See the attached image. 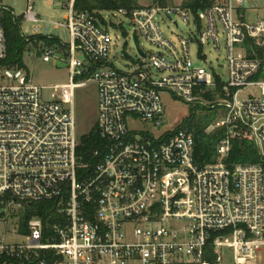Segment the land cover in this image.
<instances>
[{"label": "built area", "instance_id": "1", "mask_svg": "<svg viewBox=\"0 0 264 264\" xmlns=\"http://www.w3.org/2000/svg\"><path fill=\"white\" fill-rule=\"evenodd\" d=\"M7 1L0 0V264H264V128L254 126L264 117V81L257 78L262 62L248 44L264 47V20L245 22L246 11L260 10L250 6L260 0H220L197 11L190 0L175 8L156 3L92 13L76 10V0H20L27 4L22 23L32 27H21L29 43L42 37L36 2L67 10L66 24L54 26L70 35L68 46L57 40L67 49L71 83L54 101L44 100V89L23 69L2 66L8 57L3 16L18 19ZM174 15L184 23L193 19L202 59L206 45L220 49L222 28L226 74L195 67L190 41L181 40L182 55L166 41L161 26ZM122 17L129 24L111 21ZM114 28L133 31L142 55L132 71L108 62ZM140 39L168 54L145 53ZM42 47L44 63L63 64L58 46ZM85 75V83H74ZM88 83L97 87L102 146L83 162L74 92ZM253 89L260 96L239 98ZM163 94L191 109L224 112L208 130H225L215 163H195L188 127L161 130ZM136 123L146 127H130ZM241 138L254 142L260 162L230 167L225 160ZM43 202L55 203V220H26L27 207Z\"/></svg>", "mask_w": 264, "mask_h": 264}, {"label": "rangeland", "instance_id": "2", "mask_svg": "<svg viewBox=\"0 0 264 264\" xmlns=\"http://www.w3.org/2000/svg\"><path fill=\"white\" fill-rule=\"evenodd\" d=\"M166 4L170 8L181 7L187 0H165ZM139 6L153 5V0H137ZM6 5L12 9L16 14L17 20L20 22L23 31L31 32V25L22 23V16L27 9V4L24 1L9 0ZM250 6L258 7V12L246 11L245 22L251 25H256L259 21L264 20V0H260L258 4L252 3ZM34 11L39 17L41 22L37 24L40 29L42 37H53L64 43L65 46L70 44V35L66 28H55V24H66L64 18L67 14V10L62 9L60 3L55 5L47 2H36L34 4ZM111 21L118 26L120 23H128V20L124 17L119 19L111 18ZM175 23L178 25L176 26ZM164 38L167 42L177 50L181 55L183 54V48L181 46V40L190 41V57L193 65L199 68H205L211 72L214 76L216 72L221 68L224 73H227V51L226 41L222 33V28H219V50H215L212 45H206L203 48L202 53L206 56L205 59L198 57V44L194 40H199V35L196 30V24L193 19L184 23L176 15L173 16V23L165 21L161 26ZM113 43L115 44L111 48L109 56V64L116 69L128 72L132 71L137 65L141 63L139 61V53L135 41L133 39V31L122 30L114 28L110 32ZM193 39V41H191ZM43 43H31L28 44L24 52L23 61L24 72L29 76L33 83L43 90V98L45 101L58 100L61 96V87L71 83V71L69 67H58L57 61L52 60L50 63H44L42 60V47ZM140 47L147 54H168L167 51L160 49L152 44H149L144 39H140ZM58 55L62 59L63 64L69 63L68 53L66 48L58 46ZM77 58L86 65H90L83 53H77ZM19 68V67H15ZM88 80L85 75L83 77L77 76L74 80L75 84H82ZM220 80L225 81L224 77ZM261 80L264 81V67L262 70ZM4 83V82H3ZM2 83V84H3ZM6 84V83H4ZM250 96L258 97L260 93L257 89L244 90L240 92L239 98L246 99ZM165 107L166 121L163 129L174 128L193 116L196 121L204 119H215L214 122L224 119V112L222 110L203 111L201 108L191 109L186 104L180 102L173 96L167 94L162 95ZM74 110L76 116L77 136L78 140L83 135L88 134L95 128L98 119V94L97 87L94 83H88L75 90L74 92ZM255 128H264V117L258 118V121L254 123ZM134 129L143 131L145 127L141 124H133L130 126ZM152 128V127H149ZM153 130V129H152ZM155 131V130H154ZM211 132V131H208ZM13 242H22V240H12Z\"/></svg>", "mask_w": 264, "mask_h": 264}, {"label": "trees", "instance_id": "3", "mask_svg": "<svg viewBox=\"0 0 264 264\" xmlns=\"http://www.w3.org/2000/svg\"><path fill=\"white\" fill-rule=\"evenodd\" d=\"M190 1V0H187ZM220 0H191L192 8L194 11L203 10L212 7ZM153 3L166 5L165 0H153ZM186 3V1H185ZM137 0H76L75 9L78 11H118L120 9H132L138 7ZM3 27L5 30L8 57L2 63L6 67H24L23 56L28 44L31 43H44L48 46H59L57 39L45 40L42 37H35L31 42H27L21 35L20 22L9 14L5 13L3 16ZM253 49L249 52L255 53V58H259L262 62V69L257 78L262 77V70L264 67V47L257 48L254 41L248 42ZM90 75H87L89 77ZM206 99H211L210 95H205ZM203 111H211V109L201 108ZM215 119L209 118L196 121L193 116L182 122L179 128L188 127L194 136V160L197 165L202 167L213 164L217 159V146L225 138V130L220 129L213 132H208L210 126L214 123ZM102 143L96 131V127L88 134L80 138V144L77 150L78 156L83 159V162H89L92 153L100 149ZM260 162V156L254 142L248 138L235 139L232 142V149L225 160L226 165L233 167L236 165L257 164ZM54 202H43L32 204L26 209L25 219L29 220L35 216L43 218L47 221L49 218L55 220Z\"/></svg>", "mask_w": 264, "mask_h": 264}, {"label": "water", "instance_id": "4", "mask_svg": "<svg viewBox=\"0 0 264 264\" xmlns=\"http://www.w3.org/2000/svg\"><path fill=\"white\" fill-rule=\"evenodd\" d=\"M135 44H136V46H137L136 39H135ZM137 49H138V46H137ZM139 53L142 55V53H141L140 51H139ZM57 66H58V67H67V65L62 64L61 62H57Z\"/></svg>", "mask_w": 264, "mask_h": 264}]
</instances>
